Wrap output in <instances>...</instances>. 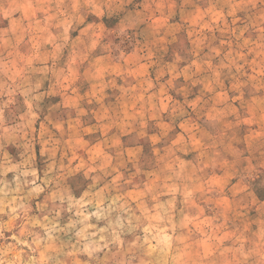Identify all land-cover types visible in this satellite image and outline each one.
<instances>
[{
	"label": "rangeland",
	"instance_id": "374dc122",
	"mask_svg": "<svg viewBox=\"0 0 264 264\" xmlns=\"http://www.w3.org/2000/svg\"><path fill=\"white\" fill-rule=\"evenodd\" d=\"M0 264H264V0H0Z\"/></svg>",
	"mask_w": 264,
	"mask_h": 264
}]
</instances>
